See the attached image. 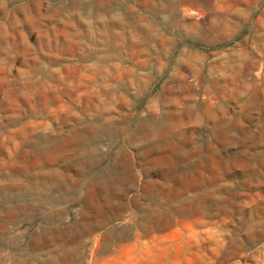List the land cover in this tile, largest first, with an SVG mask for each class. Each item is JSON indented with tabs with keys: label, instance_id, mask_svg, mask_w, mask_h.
<instances>
[{
	"label": "rangeland",
	"instance_id": "374dc122",
	"mask_svg": "<svg viewBox=\"0 0 264 264\" xmlns=\"http://www.w3.org/2000/svg\"><path fill=\"white\" fill-rule=\"evenodd\" d=\"M0 264H264V0H0Z\"/></svg>",
	"mask_w": 264,
	"mask_h": 264
},
{
	"label": "bare ground",
	"instance_id": "6f19581e",
	"mask_svg": "<svg viewBox=\"0 0 264 264\" xmlns=\"http://www.w3.org/2000/svg\"><path fill=\"white\" fill-rule=\"evenodd\" d=\"M73 1V0H72ZM75 2V1H74ZM81 2V1H80ZM74 4V3H73ZM72 9V8H71ZM58 13V12H57Z\"/></svg>",
	"mask_w": 264,
	"mask_h": 264
}]
</instances>
